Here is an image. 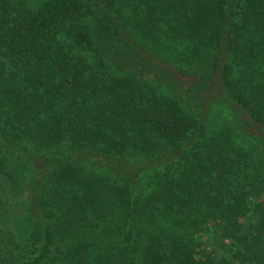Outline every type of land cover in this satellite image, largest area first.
Here are the masks:
<instances>
[{"label":"trees","instance_id":"obj_1","mask_svg":"<svg viewBox=\"0 0 264 264\" xmlns=\"http://www.w3.org/2000/svg\"><path fill=\"white\" fill-rule=\"evenodd\" d=\"M0 264H264V0H0Z\"/></svg>","mask_w":264,"mask_h":264}]
</instances>
